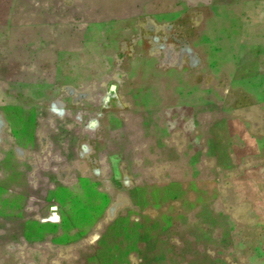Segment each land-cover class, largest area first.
<instances>
[{
  "label": "crops",
  "instance_id": "1",
  "mask_svg": "<svg viewBox=\"0 0 264 264\" xmlns=\"http://www.w3.org/2000/svg\"><path fill=\"white\" fill-rule=\"evenodd\" d=\"M214 103L248 175L206 264H264V0H0V110L32 119L0 185V264H182L150 252L133 189L166 148L180 158L182 115L211 134Z\"/></svg>",
  "mask_w": 264,
  "mask_h": 264
},
{
  "label": "rangeland",
  "instance_id": "2",
  "mask_svg": "<svg viewBox=\"0 0 264 264\" xmlns=\"http://www.w3.org/2000/svg\"><path fill=\"white\" fill-rule=\"evenodd\" d=\"M220 110L219 105H212V131L206 138L198 136L193 139L189 133L197 127V122L184 119L186 114L182 115L181 127L185 134L180 140V158L170 147L166 148L164 154L161 153L164 159L160 162L161 166L141 169L142 174L139 176L144 178L139 179L133 189L134 195L139 192L148 197L145 200L136 199L135 202L137 208H145L149 212V250H159L158 256L164 257L167 262L206 264L208 245L215 239L220 226L232 223L230 217L226 220L221 209L228 208L234 212L236 205L241 203L234 192L244 186L237 184L236 180L242 174L248 175V171L245 168L228 167L233 161L227 158L230 153L222 145V132L226 131L227 126L219 117ZM0 113L3 116L0 118V153L5 164H8L3 169L6 176L4 179L0 178V185L6 190L18 182L16 174L14 175L16 169L12 166L14 144L19 147L15 158L22 161L28 158L25 150L32 144L29 135L32 119L24 108H7L0 110ZM199 143L207 145L206 153L199 151L205 148L203 145L199 147ZM195 144L197 146L194 152L192 149ZM260 172H264V169ZM16 202L5 200V207H12ZM34 203L38 206L39 200L18 201L21 209L32 207ZM232 234L229 232L230 236ZM157 244L160 246L158 249L154 247Z\"/></svg>",
  "mask_w": 264,
  "mask_h": 264
}]
</instances>
